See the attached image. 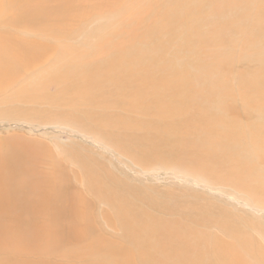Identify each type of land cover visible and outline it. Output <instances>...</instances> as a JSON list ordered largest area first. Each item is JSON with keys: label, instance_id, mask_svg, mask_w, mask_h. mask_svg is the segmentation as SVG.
I'll return each instance as SVG.
<instances>
[{"label": "rangeland", "instance_id": "1", "mask_svg": "<svg viewBox=\"0 0 264 264\" xmlns=\"http://www.w3.org/2000/svg\"><path fill=\"white\" fill-rule=\"evenodd\" d=\"M146 1L153 7L152 11L143 19L134 40L121 48L120 70L111 73L117 83L108 82L110 77L101 74L106 71L104 63L113 54L87 61L83 67L88 69L99 63L96 74L71 68L62 53L55 57L48 54L49 58L45 55L40 61L33 43L42 41L52 45V42L25 32L26 22L23 21V31L19 20L9 18L8 15L18 12L16 8L14 12L0 13V161L9 158L3 153H7L6 148L17 145L46 155L37 169L24 172L25 177L13 171L15 175L6 182L13 187L26 186L15 190L14 206L11 198L4 201L3 212L8 216L15 213L31 216L32 207L38 204L41 215L51 220L53 214L66 215L67 221L70 208H65L75 201L72 193L91 194L86 177L93 175L107 179L110 188L118 185L125 189L132 206L148 210L147 213L155 211L159 220L163 217L177 220L167 214L174 209L169 204L182 205L187 200L186 203L195 207L201 206L198 203L205 205L217 215L221 225L229 223V217L234 218V214L246 222L253 218L264 232V219H259L264 216V162L261 161L264 158V102L260 104L263 111L255 109L253 103L256 96L264 98V60L257 63L253 55L241 58L240 49L246 37H264L261 35L264 14L259 23L248 16V11L264 6V0L239 1L238 10L218 17L199 16L198 5L196 12L190 11V17L181 13L182 16L171 15L172 19L167 16L173 9L171 1ZM175 2L189 4L191 0ZM52 6V3L44 4V11L50 12ZM119 17L90 21L83 32L65 41L63 49L94 48L96 39L92 31L118 22ZM197 18V23L187 22ZM200 20L219 31L215 28V33H206L209 27ZM237 20H241V27H247L244 31H239ZM43 23L39 22L37 29L42 30ZM44 33L45 30L46 37ZM32 56L36 67L29 66ZM219 66L224 69L220 70ZM158 79L169 82V86L164 87ZM135 93L139 101H135ZM226 105L236 108L237 116L232 120V115L224 111ZM53 158L62 162V175H71L67 185L61 180L54 184L52 175L58 176L54 174ZM78 158L86 159L85 172ZM237 160L240 162L235 165ZM242 167L252 172L235 175L234 168ZM239 183L261 187L262 197L251 201L253 207L242 208L245 197L234 190ZM121 188L118 191L123 193ZM55 189L63 193L60 199L57 196L59 212L49 202V194H54ZM95 192L92 198L99 195V190ZM134 210L140 215L138 222H152ZM106 211V202L97 203L96 216L103 217ZM70 214H74L72 209ZM224 218L227 221H222ZM62 224L65 225L64 221ZM101 224L106 233L121 234L125 245L132 247L127 224L118 223L114 227H108L104 221Z\"/></svg>", "mask_w": 264, "mask_h": 264}, {"label": "bare ground", "instance_id": "2", "mask_svg": "<svg viewBox=\"0 0 264 264\" xmlns=\"http://www.w3.org/2000/svg\"><path fill=\"white\" fill-rule=\"evenodd\" d=\"M156 1L159 3V1L165 0ZM169 1L173 3L171 8L175 11L172 12L173 9L169 10L171 13L167 16H182L181 13H186L185 16L190 17V11L192 13L199 5L200 9L198 10H201L199 16L210 15L218 17L224 13L238 10L241 7L239 1L243 0H191L189 4L177 3L175 2L176 0ZM30 2L31 0H0V13L14 12L13 9L16 8L18 12L15 15H8L9 18L19 20L23 31L25 30L23 28L24 22H26L28 28L25 32H33L43 37V39H47L48 42H52V45H47L45 44L47 42L43 43L42 41L41 43L38 41V43L36 41V43H33L35 44L33 49L35 48L39 52L36 55L38 60L44 58L45 55H51V53L54 57L56 56L55 54L62 53L66 55L65 57L70 62L71 68H81L88 73L96 74L99 71V63L88 69L83 67L87 61L92 57L96 60H101V58H104L103 56L113 54L111 55L112 57L110 56L108 63L107 61L104 63L106 71L103 70L101 72L103 76L106 74L110 77L108 82L113 83L116 78L111 73L120 70L118 58L122 56V49L126 44L134 40L135 33L141 28L143 19L150 14L153 8L146 0H34L29 7ZM47 3H52L53 5L50 12L44 11L46 7L43 6ZM205 6L208 7V10L207 8L204 9ZM263 14L264 6L248 11L251 21L256 20L258 23L262 19ZM191 16L193 15L191 14ZM195 16L198 17L197 15ZM109 17H119V20L118 22L113 21L105 24L100 30L92 31L96 39L94 48L90 50L84 48L75 49L69 46L67 49H63L65 41L76 33L83 32L88 26L86 24L90 21L95 19L109 21ZM188 21L192 24L199 22V19H188ZM200 21L204 23V21ZM240 21L237 20L238 29L239 31H244L247 27H241ZM36 22H44L43 31L40 28L37 29L38 23ZM120 23L121 26L119 27ZM204 25L209 27L208 29L206 28V33L216 32L214 25L210 26L207 23H204ZM44 30L46 37L43 35ZM186 33L188 34V30ZM122 34H125V36L120 38ZM262 34H264V31ZM249 37L244 39L245 44L240 47L242 51L241 58L253 55L254 57L256 56L255 62H262L264 60V37L257 39ZM30 59L29 66H37L36 61H33V56ZM61 60L64 61V59ZM216 60L218 59L216 58ZM158 81L160 80L158 79ZM160 82L164 84V87L169 86V82ZM84 88L86 89L87 87L84 86ZM159 90L157 89L158 92ZM240 93L241 96L244 95L243 91ZM136 94L134 95L136 96ZM256 98L253 102L255 104L254 108L260 111L262 110L260 104L264 102V98L262 96L260 99H258L259 96L257 100ZM129 99L128 101L132 100L133 103L134 98ZM137 100L138 98L135 101ZM225 110L229 116L232 115L231 120L237 116L234 106L226 105L224 107ZM5 150H7V153L5 151L3 153L4 155H9V158L5 161H0V165H2L0 166V264H264V232H261V227L252 220L253 218L246 222L237 218V216L235 218L233 214L234 218L230 216L229 223L221 225L217 221V215L214 214V217L212 211L208 210L205 205L198 203L203 208H200L201 206L195 207L186 203V200L183 201L184 205L171 203L169 206L171 205L170 207H174V209L166 210L169 217H175L177 220L165 219L160 214H157L160 215V218L163 217L159 220V216L154 215L156 214L155 211V213L150 212V214L145 212L148 210L141 211L132 206L128 198L130 195L125 189L118 185H112L110 188L107 179L93 175L86 177L87 187L91 194L72 193L75 201H73L72 205L65 208H70L67 213L71 221L69 219L67 221L64 220L66 215L53 214L52 217L54 218L52 220L47 215H41V208L38 204L32 207L31 216H24L18 213L8 216L6 212H3L6 206L5 202L10 198L13 199L16 189L20 190L26 185L22 184L21 188L13 187L10 182L6 181L12 175H15L13 173L14 170L18 171L17 174L25 177L26 174L24 172L30 168L37 169L42 163V157L46 155L43 152H37L35 149L33 150L23 145L11 146ZM81 159L78 158L79 164L82 172H85L87 170L86 159ZM261 161L264 162V158ZM239 162L240 160L235 161V165ZM60 163L62 162L52 159L54 174L58 176L54 178V175H52V178L55 181L54 184L62 181L64 185H67V178L71 177V175L68 173L65 175L61 174L62 164ZM65 163L68 165L67 160H65ZM64 169L67 170L69 168ZM233 172L237 176H243L252 171L242 167L234 168ZM9 185L11 188H9ZM97 187L99 195L96 198H92L93 191H98L94 189ZM119 188L123 190L124 194L118 191ZM58 189L61 190L59 187ZM234 190H237V193H241L245 197V199L242 198L243 209L245 206L253 207L254 204L252 202L259 201L262 197V189L259 186L239 183L234 187ZM59 195H63V193L61 191L57 192L56 189L54 194H49L50 205L57 207L56 212L60 211L59 202L57 201L58 198L60 199ZM88 197L96 201V203H93ZM13 201L14 206L17 201L14 199ZM53 201L55 204H52ZM103 201L107 203V211L103 217L96 216L97 203ZM157 202L160 203V201ZM195 204L197 203L195 202ZM167 206L165 209H167ZM29 208L31 207L29 206ZM71 209L74 214H70ZM134 209L141 212L143 216L152 222H138L136 219L140 215ZM197 213L199 215L195 216ZM225 213L227 212L225 211ZM161 214L165 215V213ZM225 218L222 221H227ZM259 219H264V216L262 218L260 216ZM63 221L65 225L62 224ZM101 221H104L108 227H114L118 223L121 225L127 224L130 228L128 239L132 247L125 245L127 243H125L121 234L112 236L106 233ZM99 227L103 233L99 230Z\"/></svg>", "mask_w": 264, "mask_h": 264}]
</instances>
